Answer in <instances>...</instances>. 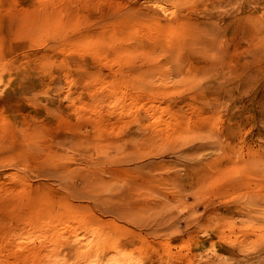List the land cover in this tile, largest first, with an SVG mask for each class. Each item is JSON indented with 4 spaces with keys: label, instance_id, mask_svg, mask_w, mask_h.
<instances>
[{
    "label": "rangeland",
    "instance_id": "rangeland-1",
    "mask_svg": "<svg viewBox=\"0 0 264 264\" xmlns=\"http://www.w3.org/2000/svg\"><path fill=\"white\" fill-rule=\"evenodd\" d=\"M0 264H264V0H0Z\"/></svg>",
    "mask_w": 264,
    "mask_h": 264
}]
</instances>
